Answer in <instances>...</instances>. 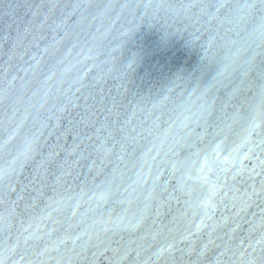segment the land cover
I'll list each match as a JSON object with an SVG mask.
<instances>
[{
    "label": "water",
    "instance_id": "obj_1",
    "mask_svg": "<svg viewBox=\"0 0 264 264\" xmlns=\"http://www.w3.org/2000/svg\"><path fill=\"white\" fill-rule=\"evenodd\" d=\"M252 2L0 0V163L24 151L48 117L66 125L67 114L58 109L77 97H88V105L107 98L109 107L113 100H131L141 118L165 113L130 159L113 158L95 179L87 168L78 169L79 180L48 189L33 213L7 221V228L0 222V264L125 263L110 249H134L164 201L160 188L145 200L152 180L162 172L157 183L170 190L211 108L205 101L212 105L223 81L250 11L244 6ZM45 136L46 129L38 134L40 151L55 143ZM150 169L145 185L140 173ZM106 178L113 182L110 195L90 199ZM134 215L143 216L139 229L103 231L106 221L124 217L127 223ZM23 229L41 240H18ZM45 246L49 251L38 254ZM73 248L86 252L77 257Z\"/></svg>",
    "mask_w": 264,
    "mask_h": 264
},
{
    "label": "snow or ice",
    "instance_id": "obj_2",
    "mask_svg": "<svg viewBox=\"0 0 264 264\" xmlns=\"http://www.w3.org/2000/svg\"><path fill=\"white\" fill-rule=\"evenodd\" d=\"M220 7L223 8L224 5L221 4ZM244 7L245 10L251 8L255 11L264 12V0H260L259 8L252 3H248ZM15 79L16 77H13V80ZM261 95L264 98V89H262ZM81 99L84 100L83 105L79 103ZM88 99V97H77V102L69 101L59 108V113L67 114L64 117L67 121L66 125L62 128L58 127L53 124L52 117H48V122L42 124L36 132L31 134L32 139L27 141L24 151L18 152L15 155L10 154L11 159H5L3 163H0V222H3L4 227H10L7 221H18L22 216L33 213L38 205L44 202L48 189L55 191L56 187L60 186L62 182L67 183V178L79 180L82 173L77 171L78 169L87 168L89 174L95 173L93 177L95 179L104 174L109 164L113 163V158L118 162H124L133 157L140 150V141L152 135V130L156 128L157 123L160 124L161 117L165 115L162 111L160 115L153 118L152 112H150L147 114V118H144V116L141 118V115H138L137 107L133 105L131 100H127V98H125L127 103L113 100L111 107L107 104V98L91 105H88ZM165 100H167V97H165ZM205 104L209 108L211 107V104L207 100ZM155 109L156 106L154 105L153 110ZM255 119V117L252 119L253 130L256 128ZM149 120H151L150 128L148 127ZM184 127L188 128L189 125L185 124ZM45 129L47 130V136L44 137L45 142L48 141L49 137H54L55 143H50L46 150L40 151L44 145L40 144L38 146L37 138L38 134ZM191 132L196 134L195 129H192ZM145 133H147V136ZM68 138L71 139L70 144L66 142L62 143V141H66ZM198 138L202 139L199 136ZM151 151L152 149L149 148L148 153ZM37 154H39L38 159L36 158ZM212 155L216 158L215 161H212L213 163H229L227 158H224L222 161L220 160L219 145L213 148ZM245 158L248 157L246 156ZM152 159H155V157H152ZM208 164L209 157L206 156L201 164L199 169L200 175L198 176L199 179L204 180L205 184L208 183L205 170L208 172L212 171L208 167ZM173 168L176 169V165H173ZM221 171H225V169H221ZM253 171L255 170L253 169ZM243 172L244 168L242 166L241 170L237 171L233 176V179H239L243 175ZM161 175H163L162 172L152 180V187L148 190L145 197L146 201L153 199V194L157 188L161 189L158 193L161 200L170 201L177 198L174 196V193L177 191L175 187L172 191H169L166 183H157ZM256 175L259 176V173H256ZM150 176L151 169L147 175L143 172L140 173V179L145 185L148 184ZM191 179H193V176L187 174L186 180ZM248 179H253V177L249 176ZM85 182H87L86 177ZM112 184L113 182L106 178L101 184L95 185V188L91 190L93 195L90 199L98 198L99 200H105L106 196L110 195L109 190ZM218 191L219 188L216 185L209 186L208 195L204 200L206 213L215 208L212 199ZM10 193H14V197H10ZM245 195H248V193H245ZM251 195H255L258 199L264 201V182H261L259 190L252 188ZM251 195H248L249 200L251 199ZM145 207L147 208L148 205L146 204ZM228 211L231 212V209H228ZM241 211H245V209H239L235 213V217H238ZM72 215H76L75 209H72ZM235 217L232 218L233 222L236 223V228H239L240 225L236 222ZM124 219V217H118L116 224H113L111 220L106 221L103 231L108 233L113 231L114 227L120 228L121 226L123 230L135 231L141 227L143 216L136 217L134 215L133 219L127 223H124ZM207 219H211V217L206 214L195 224V231H190L188 236L181 237V240H188L189 236L208 229L209 225L205 222ZM225 227H230L229 217L227 216L223 217L216 227L212 228V232L214 233L217 228L222 230ZM236 228L230 227V232L234 233ZM24 232H29V230L23 229L18 240L23 238L25 244H28L33 239L37 241L41 240V237L34 236L30 232L27 236H24ZM47 235L51 236V233ZM225 235L231 238L229 232H226ZM79 239L80 237L77 236L75 240H72V243L75 245ZM216 239L222 240L223 238L217 236ZM113 242L115 243V241ZM64 243V240L60 241V244ZM176 243L178 242L174 241L173 243H168L166 246H161L157 255L163 256L165 253L170 252L175 248ZM241 244H243V241H241ZM209 245L219 247V245L215 244V240L210 238L203 245L199 255H204ZM39 246L37 245V247ZM110 250L121 261L130 260L135 264V259L132 255L133 249L125 248L118 244L117 248ZM176 250L179 251V249ZM9 251H14V249H9ZM48 251L49 249L45 246L43 252L38 254L42 255ZM70 251H73L75 256L81 257V253L86 252V249L82 248L81 252H76L73 248ZM192 251H195V249L193 248ZM135 255L139 257L140 253L136 251ZM20 259L24 260L25 257L21 256Z\"/></svg>",
    "mask_w": 264,
    "mask_h": 264
}]
</instances>
